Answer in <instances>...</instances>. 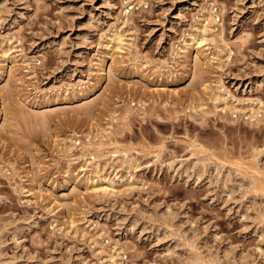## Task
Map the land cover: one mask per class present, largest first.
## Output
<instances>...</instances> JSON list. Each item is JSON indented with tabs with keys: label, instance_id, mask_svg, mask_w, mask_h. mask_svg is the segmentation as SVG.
I'll list each match as a JSON object with an SVG mask.
<instances>
[{
	"label": "rangeland",
	"instance_id": "1",
	"mask_svg": "<svg viewBox=\"0 0 264 264\" xmlns=\"http://www.w3.org/2000/svg\"><path fill=\"white\" fill-rule=\"evenodd\" d=\"M0 264H264V0H0Z\"/></svg>",
	"mask_w": 264,
	"mask_h": 264
},
{
	"label": "bare ground",
	"instance_id": "2",
	"mask_svg": "<svg viewBox=\"0 0 264 264\" xmlns=\"http://www.w3.org/2000/svg\"><path fill=\"white\" fill-rule=\"evenodd\" d=\"M117 39V38H116ZM122 39V38H121ZM108 186V185H107Z\"/></svg>",
	"mask_w": 264,
	"mask_h": 264
}]
</instances>
